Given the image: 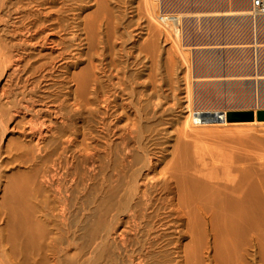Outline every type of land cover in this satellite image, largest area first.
Wrapping results in <instances>:
<instances>
[{"label":"bare ground","instance_id":"bare-ground-1","mask_svg":"<svg viewBox=\"0 0 264 264\" xmlns=\"http://www.w3.org/2000/svg\"><path fill=\"white\" fill-rule=\"evenodd\" d=\"M241 1L239 13L162 17L172 28L154 26L155 8L146 5L149 25L140 29L110 8L121 0H0V168L5 157L23 167L4 190L0 264H66L71 196L91 185L101 197L99 221L117 218L113 233L133 238L135 264L154 257L167 264H264V154L261 137L248 128L264 122L248 111L198 121L214 113L207 111L179 124L183 99L170 75L174 57L183 64L188 52L175 44L174 56L158 45L170 35L184 46L214 38L221 22L229 39L240 36L238 22L247 27L252 20L264 35V14ZM88 4L94 10L83 13ZM200 45L193 47L198 70L218 67L221 56L248 62L247 48L217 55Z\"/></svg>","mask_w":264,"mask_h":264},{"label":"rangeland","instance_id":"rangeland-1","mask_svg":"<svg viewBox=\"0 0 264 264\" xmlns=\"http://www.w3.org/2000/svg\"><path fill=\"white\" fill-rule=\"evenodd\" d=\"M236 1H239V0H223V1H217L216 0V2L214 1L212 4L211 1H209L210 2L209 3L208 1L201 2L199 0H195V1L194 0H187L184 3L182 0L181 1L180 0H171V1H169V0H121V3L117 6H115L114 4H110V8L115 7V10L117 11V13L119 15H121V17L123 18L124 24L130 25V27H132V28L134 26H136V28L140 27V29L141 28L145 29V27H147L149 24L147 23V19L145 18L146 15H143V14H145V10L147 7L146 5L151 4L150 6L152 8L154 6V8H155V10L153 9V12L156 11L155 15H154L155 19H152L153 25L158 27V28H161V27L165 28V26L172 28L174 26H172L173 24L170 21L163 23V22H161V18L164 16L170 17L171 15H172L171 17L176 18V17H185V16L186 17L187 16H196V14L197 15H210L211 14L210 16H213L216 14L217 15H224V14L227 15L228 13L231 14L233 12L234 13L242 12V7H241L242 1L241 0L239 2H236ZM87 7H90V8L87 9ZM240 9H241V11H240ZM93 10H94V7L90 6V4H88L87 6H85L83 8V13H86V12L90 13ZM247 12H249V6H248ZM136 21H138V22H136ZM248 22H249L248 23L249 26H247V27L242 26L241 25L242 22H238L240 25H237V26L235 25V27L238 29L239 35H240L239 36L240 38L237 37L236 39H234V38L229 39L228 37H224L229 32V30L225 29L226 25L224 26L223 25L224 23L221 22L219 33L217 32L218 33V34H216L217 36L214 35V38H216V39L213 38L212 34H209L208 35L209 39L200 40V41L199 40L196 41V39L191 40L189 43L190 45H185V46L183 45L184 42H182V40H180V42L178 41V39L173 40V38H174L173 35H172L173 37L170 35L171 39H168L167 42H165L161 39L158 40V42H159L158 45L160 44L161 47L160 46L159 47L161 49H166V50L171 49V51H173L175 44H177V45H179V46L176 45L177 48L180 47V48L184 49V51L181 49H178L179 51H182L184 53L188 52V53H186L188 56L187 62H184L183 64H181L179 58L175 56V54H179V51L177 49H174V51H173L174 54L171 53V51H170V53L175 56V57L173 56L174 59L177 61V65H174L173 66L174 68L171 67L174 70V72L172 69H171L172 71L170 70L172 72V76L170 75L171 81L173 80L176 83L174 85L172 83V85H173L172 88L175 86L176 90L178 89V93H180V95L182 96V99H183V105H182L183 107L180 108V110H178L179 113L177 111V113L175 115L176 117L178 116L177 118H178L179 124L181 123L180 120L184 121L185 117L188 118L189 117L188 114H190V113L197 115V114H202L203 112H207V111H214V113H216V114H224L225 120H226V114L229 112L248 111V112L254 113V121H257L255 119L256 113L258 111L264 110V59H262V56H261V52H264V35L262 34V31H260V28L258 26V21L252 20V21H248ZM160 23H162V24H160ZM221 26H223V27H221ZM176 27H178V26H176ZM230 27L233 31L236 29L233 26H230ZM226 31H227V33H226ZM224 33H225V35H224ZM218 36H219V38H218ZM172 40H173V42H172ZM174 42H177V43H174ZM199 42H201V43H199ZM173 43H174V45H172ZM202 43H205V45H204L205 47H209V48L214 49L215 50L214 52H216L217 55H222L223 53H225L227 51V49H229L230 51H233L232 49H237L239 47L241 49L244 48L243 50H245L247 48L246 50L248 52L245 50V51H243V52H245L243 54L248 56V62H244L243 58L241 56L239 57V59L242 58L241 60L243 62L241 60L239 61V59H236V61L233 60L237 55L231 57V59L233 61L228 60L229 62L227 61L226 58H224L225 56H221L222 57V63L218 67H215V68L213 67L214 70H213V68H210V71H209L208 70L209 68H206L205 65H202L200 67V70H198L199 68L198 69L195 68V65H194V58H193L194 57V55H193L194 51L193 50H194V48L197 47V45H200ZM170 46H172V47H170ZM200 47H202V46L200 45ZM225 48H226V50H225ZM175 51H176V53H175ZM177 51H178V53H177ZM232 55H234V53ZM177 56H179V55H177ZM163 58L164 57L162 56V60H163ZM229 63L231 65H229ZM246 63H247V65H246ZM234 64L236 66H234ZM248 64H249V66H248ZM244 66H245V68H244ZM204 68H206V69H204ZM238 69H239V71H238ZM162 72H163V75H165V73L168 75V73L165 72V70H162ZM185 74H187V75L185 76ZM4 78H5V76H3L0 79L1 84H2L1 81ZM197 82L198 83L200 82L199 85H197ZM185 85L187 86V88H185ZM185 89L186 90L189 89V90L186 91ZM61 94L62 93H60V95ZM185 95H187L188 97ZM188 101H189V103H188ZM186 105H188V106L186 107ZM185 107H186V110H185ZM189 108H190V110L188 111ZM177 114H180V115H177ZM76 118H77V116H76ZM75 121L78 122L77 119H75ZM234 122H236V121H234ZM262 122H264V120ZM192 124H194L193 119H192ZM257 125L258 124H254L252 126H249L248 128H250V129L252 128L253 133H251V134L258 136V138L261 137L262 140L261 139L260 140L262 142L260 141L259 144L261 146H263L262 147V151H263L262 153L264 154V144L262 145V143L264 142V128L261 125L260 126H257ZM254 129L256 130V132H254L255 131ZM201 135H202V138L206 139V140L203 139L204 141H206V144L209 145V146L208 145H206V146L210 149L212 148L211 150H215L213 147L214 146L217 147L218 144H216V142L212 141L213 139L208 140L207 138H209V137H206L207 136L206 134L203 133ZM10 136H11V134L7 133L6 134V140ZM6 140H4V142H6ZM217 149H219V148H217ZM3 165H4V167L1 166L2 168H0V208H1L0 212L1 213L3 211H6V206L4 207V205H6V203L3 201L5 187L8 184L13 183V180L11 178L13 173H15L16 171H19V170L23 171V167L17 166V164H15V163L13 164L10 157L3 158ZM91 186L92 187L88 191H84L83 188L81 189V187H78L77 189L74 190L73 195L71 196V199L73 200V202H70V203H72L73 205L69 206V211L71 210V212L68 211L69 212L68 214H72V215H70V217L67 215V226H65L66 228H64L65 230L63 233V234H65V233L66 234L63 236L64 237L66 236L67 240L69 238V241L72 240L71 242L73 243V245H72L73 248L71 247L70 250L68 251L69 255L71 254L72 256H70V259H69L68 258L69 255H68V257L66 258V260L64 262L66 264H80V263L81 264L82 263L83 264H85V263L86 264L87 263H89V264L90 263L91 264L92 263L93 264H129V263L135 264V262H134L135 258L131 259V257H130L131 253H132L131 249L134 248L133 249V251H134L136 248L135 244L131 240L133 238L128 236V238L130 237V239H129V241L125 242L124 240L120 239V236L113 233V232H115V229H118L120 227V223H119V220L117 218H115L113 220L112 219L110 220L109 218H106V219L103 218L104 220L102 219V221H99V219H98L100 216V214H99L100 213V211H99L100 210V204L99 203H100L101 197H100V194H98V191L96 189H94L95 188L94 186H96V185H91ZM80 190H81V192H80ZM95 194H98V195H95ZM91 199H94V200L91 201ZM91 202H92V204H91ZM72 206H73V209L71 208ZM97 220H98V223H97ZM109 220L111 222H109ZM91 222L93 224H91ZM113 223H115V224L113 225ZM106 224H108V225H106ZM102 225L110 227V228L103 227ZM95 228H98L97 231H95L96 230ZM102 228H103V231H102ZM104 228H105V230H104ZM108 229H112V232L110 233L111 235H109L110 237H108V239L104 240V239H102L104 237L103 234H106V232H107L106 230H108ZM65 231H69V232H65ZM94 236H96V237H94ZM90 238H91V240H90ZM94 240L98 241L99 243L95 242ZM75 241H77L78 243L76 242V244H74ZM84 242H85V244H84ZM89 242L91 244H89ZM129 244H131V245H129ZM94 245L96 248L94 247ZM127 245H129V246H127ZM93 247H94V249H93ZM97 247H99V248H97ZM102 248L103 249L106 248V249L103 250ZM91 249L94 251H92ZM72 250L75 251V252H73V254H79L80 256L77 255L78 257H76V255H73L71 253ZM92 252H94V253H92ZM97 254H100V256ZM86 255H89V256L87 257ZM84 256H85L86 260H85ZM78 258H80V259H78ZM128 258H130V259H128ZM67 259H69V260H67ZM74 259H78V260H74ZM72 260H74V261L72 262ZM93 261H95V262H93ZM147 264H167V263L166 262L164 263L158 257H154L152 260H149V262H147Z\"/></svg>","mask_w":264,"mask_h":264},{"label":"water","instance_id":"water-1","mask_svg":"<svg viewBox=\"0 0 264 264\" xmlns=\"http://www.w3.org/2000/svg\"><path fill=\"white\" fill-rule=\"evenodd\" d=\"M200 115L196 116V118H198V121H208V122H216V121H223V116L221 114H216V113H207V114H203L201 115V117H199ZM252 119V118H250ZM256 120L257 121H263L264 120V110L262 111H258L256 113Z\"/></svg>","mask_w":264,"mask_h":264},{"label":"built area","instance_id":"built-area-1","mask_svg":"<svg viewBox=\"0 0 264 264\" xmlns=\"http://www.w3.org/2000/svg\"><path fill=\"white\" fill-rule=\"evenodd\" d=\"M251 7L257 13L264 14V0H251Z\"/></svg>","mask_w":264,"mask_h":264}]
</instances>
